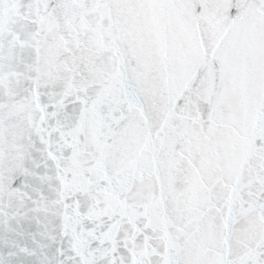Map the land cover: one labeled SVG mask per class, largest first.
I'll return each mask as SVG.
<instances>
[{
  "label": "snow or ice",
  "instance_id": "obj_1",
  "mask_svg": "<svg viewBox=\"0 0 264 264\" xmlns=\"http://www.w3.org/2000/svg\"><path fill=\"white\" fill-rule=\"evenodd\" d=\"M0 264H264V0H0Z\"/></svg>",
  "mask_w": 264,
  "mask_h": 264
}]
</instances>
